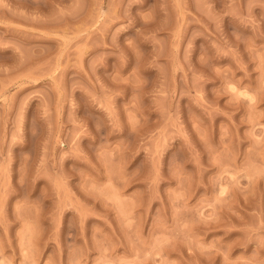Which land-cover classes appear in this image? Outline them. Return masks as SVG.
Segmentation results:
<instances>
[{
  "label": "rangeland",
  "instance_id": "obj_1",
  "mask_svg": "<svg viewBox=\"0 0 264 264\" xmlns=\"http://www.w3.org/2000/svg\"><path fill=\"white\" fill-rule=\"evenodd\" d=\"M0 264H264V0H0Z\"/></svg>",
  "mask_w": 264,
  "mask_h": 264
}]
</instances>
